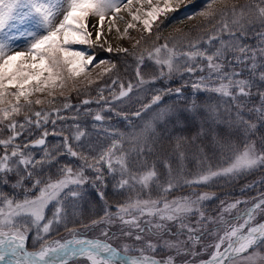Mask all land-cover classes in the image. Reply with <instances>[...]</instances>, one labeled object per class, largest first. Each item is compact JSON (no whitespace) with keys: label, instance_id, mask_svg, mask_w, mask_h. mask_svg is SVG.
<instances>
[{"label":"snow or ice","instance_id":"obj_1","mask_svg":"<svg viewBox=\"0 0 264 264\" xmlns=\"http://www.w3.org/2000/svg\"><path fill=\"white\" fill-rule=\"evenodd\" d=\"M217 3L224 7L215 8ZM181 6L187 7L185 0H0V134L10 133L6 138L0 135V183L8 185L14 179L13 188L24 193L17 199L0 192V264H76L77 260L84 264H197L195 257L200 253L196 246L205 234L213 233L218 236L212 245L214 251L210 259L199 264H236L241 259L244 264H264V222L252 223L258 212L264 213V195L245 210L243 223L233 225L223 220V213L248 201L227 205L217 220L204 210V203L214 199L215 194L197 191L217 179L264 167V0H249L243 5L211 0L208 9L199 13L210 23L215 21L206 39L174 37L171 45L166 41L138 54L129 53L125 47L115 48L117 53L134 56L139 87L181 78L180 87L161 89L150 104L142 105L143 111L158 105L165 94L183 96L186 87L193 94L211 93L205 101L192 100L160 109L138 131L125 133L104 127L101 131L108 142L103 145L93 144L80 123L72 126L74 131L67 129L68 135L64 134L67 126L57 130V120L66 119L59 109L36 111L25 116L23 122L14 119L22 108L46 103L32 100L34 93L47 90L54 97L58 89L75 87L70 82L95 56H86L69 45L99 41L105 32L106 17H110L109 33L114 27L116 33L121 32L116 21L125 20L121 12L126 11L131 19L125 21V35L137 22L151 35L155 21L179 11ZM89 16L98 18L92 32L87 30ZM25 25L35 30H21ZM249 30L257 44L245 42ZM93 32L96 39L90 40ZM19 37L26 38V51H13ZM139 45L137 40L134 47ZM106 51H113L111 44ZM146 59L152 64L147 65ZM100 63L104 61L95 66ZM150 67L154 71H149ZM116 70L113 63L106 72ZM111 85L119 87L118 94L108 87L109 99L104 95L105 88H100L95 101L108 112L115 110L116 101L130 99L134 87L131 82L125 86L118 76ZM82 103L89 105L93 101L85 99ZM53 113L56 118L50 119ZM133 115L141 117V110ZM187 117L197 122L194 131L188 128ZM93 119L106 123L101 111ZM49 123L51 133L46 127ZM165 123L172 124L173 132L161 128ZM37 129L41 132L39 138L17 142L25 133ZM185 131L189 134L185 135ZM49 135L61 139L49 144ZM236 141L242 148L236 147ZM36 148L40 149L39 156L34 154ZM217 153L227 159L224 165L213 167L207 161ZM61 157L81 163L74 168L62 162ZM193 162L197 166L194 174L187 168ZM106 173L118 177L116 188L126 200L116 205L114 213L105 210L103 217L81 223V227L90 231L103 224L101 235L107 238L109 228L115 226L120 235L132 239L138 247L127 243L114 246L69 227L65 201L80 199L86 184L106 186ZM184 189L191 191L176 194ZM31 192L36 194L29 195ZM98 195L104 198L102 191ZM54 202L58 206L48 219L46 210ZM58 225L69 235L53 241L49 237ZM32 226L36 229L34 251L27 247ZM220 227L226 229L223 234ZM161 249L164 255L157 258Z\"/></svg>","mask_w":264,"mask_h":264},{"label":"trees","instance_id":"obj_2","mask_svg":"<svg viewBox=\"0 0 264 264\" xmlns=\"http://www.w3.org/2000/svg\"><path fill=\"white\" fill-rule=\"evenodd\" d=\"M230 2H237L240 5H243L249 0H230ZM211 3V0H189V4L191 6L192 11L194 12L191 20H185L184 18H172L173 15L179 14L177 12L174 13H169L167 17L165 18L164 16H161L160 19L155 23L154 27L152 28V33L151 35L149 33L142 34L139 38L140 40V45L132 47L129 49V53H140L144 51L145 48L151 49L154 45L159 46L160 44L164 42H169L170 45L173 43L172 38H177L178 40L181 39L184 36H188L192 39H196L198 37H203L206 39L207 34L213 30V22H209V20L201 17L199 15L200 12L207 10L208 5ZM215 8H223L224 5L222 3H217L214 5ZM162 21V22H161ZM159 27V31H157V28ZM159 36L160 38L157 39L156 37ZM225 38L227 39V35L225 34ZM246 43L252 44L256 43V39L254 37V34L252 33V30H249V34L245 40ZM184 43H187L184 41ZM97 54H105L114 64L117 65V70L114 72H109L106 75L102 77L100 80L91 83L89 86L86 88H83L81 90H78L76 92H72L70 96L67 98H63L60 96H56L51 99L52 103H47L45 106L41 105H36L33 104L31 108L25 107L22 108L21 113L17 116H15V120L18 122H23L25 119V116H32V114L36 111H52L53 109H59L60 110V115L65 117L66 119L75 117L73 120L75 123L78 122H85L87 118L82 119V116H79L77 111H72L74 108L78 107L79 103L82 102L84 99H96L98 97V93L100 88H105L104 95L106 98L111 99L110 93L108 91V87L113 88V91L116 92L119 87L118 86H113L111 85V80L116 78L117 76L119 77L120 81L127 86L128 82H131L132 84H136L137 80L135 77L134 69L136 67L135 63V58L132 55L126 54V53H109L103 50L102 48L98 50ZM145 63L147 65H151L152 62L148 61L146 59ZM149 71H154L153 68H149ZM165 87H170V88H176L181 86V78L179 76L174 77L171 81L170 84L165 85ZM154 95V92L152 90L146 91V94L141 100H138L135 102V105L137 107H141L144 104H149L151 102V98ZM211 93H196L193 94V91L190 87L184 88L183 96L177 98L174 94L168 95L165 94L163 95L162 99L160 102H158V105H152L151 108H149L147 111L141 110V117H135L132 118L130 121H125L123 116L125 114H128L127 111H130L132 108H135L134 104H122L116 102V108L112 112H104L103 115L106 116V120L114 122V129H119L118 131L120 132H125V133H130L134 130L138 131L140 127L147 122L151 118L152 115L155 114L156 111H159L160 109L172 106V105H177L183 103H190L192 100H196L197 103H200L202 101L207 100L209 97H211ZM213 102L215 101V98H213ZM221 104L223 102L221 101ZM65 105H70L71 107H68L66 110L63 108ZM99 107H101L99 105ZM63 109V110H62ZM62 110V111H61ZM120 112V115H117L116 113ZM53 114L50 119H55L56 117ZM92 115V114H90ZM80 120V121H79ZM188 120V128L192 131L195 130L197 122L192 120L190 117H187ZM63 121L57 120L56 123V129L59 130L62 128L61 124ZM7 123V121H5ZM61 123V124H60ZM48 128L52 127L51 123H49ZM73 126V125H72ZM70 126V129L74 131V128ZM161 128L163 130H167L169 133L173 132V126L171 123H165L161 125ZM52 129V128H51ZM10 133L5 131L3 132L2 135L3 138H6ZM65 135H68L69 132L68 130H65ZM185 135H188L189 132L185 131ZM41 135L40 130H35L31 134L25 133L22 135L19 140L17 141L18 143L23 144L26 140H33ZM49 144H54L60 141L59 136H53L49 135ZM58 140V141H56ZM98 138H94L91 141L97 143ZM100 142H106L108 141L106 139L99 138ZM127 147V145H126ZM236 147L237 148H242V145L240 144L239 141H236ZM2 151V149H0ZM36 153L35 155L39 156V152L37 150H34ZM211 155V153H209ZM68 161H67V160ZM227 156L226 155H221L219 153L216 154V156L207 161V163H210L213 167L221 166L224 165L226 162ZM61 161L65 163H70L71 166L74 168H77L79 164L81 163L79 160H76L71 157H61ZM187 168L193 172V174L197 170L196 164L193 162L191 164L187 165ZM53 172L56 171L55 167L52 169ZM258 175L257 173L251 172V174L246 175V178H241V176L237 179H234L233 183L228 182L226 179H217L214 182H212L208 187H202L203 190H207L211 193L217 194L219 196V200L221 201L225 194L229 193V189H232L233 194L238 195L236 191H234L233 187H238L242 188L246 183L252 181L257 178ZM107 184L106 186L103 187V193H104V198H100L97 196V192L95 191H89L83 190V195L80 199H78V205L80 206L79 208L73 209V213L67 210L68 216L66 217V220L69 222V227H77L79 228L81 226V223H87L92 219H97L103 215L102 208L104 205H114V204H120L123 203L126 200V197L121 195L118 189H115L116 187V182L117 178H111L107 177ZM14 179L8 184L4 185L3 183H0V192H4L6 194H11L17 199L22 198L24 195L23 191L21 189H14L13 188V183ZM251 182V183H252ZM230 186V187H229ZM233 186V187H232ZM229 187V189H228ZM257 191H253V193L249 194V198H254V197H259L261 195H264V184L260 188H255ZM237 190V189H235ZM190 189H184L182 192H177V195L180 194H187ZM29 193V195H31ZM103 200V201H102ZM101 201V202H100ZM217 202V201H215ZM77 204V203H76ZM69 208V205L67 206ZM76 212L78 214L76 215ZM68 232L63 228L62 225H58L54 228L53 232L51 233L52 237H57V236H62V235H67ZM35 243L30 239L29 240V246L33 247Z\"/></svg>","mask_w":264,"mask_h":264},{"label":"rangeland","instance_id":"obj_3","mask_svg":"<svg viewBox=\"0 0 264 264\" xmlns=\"http://www.w3.org/2000/svg\"><path fill=\"white\" fill-rule=\"evenodd\" d=\"M196 1H199V0H196ZM161 2H162V0H161ZM153 3H156V0H153ZM185 3L188 6V0H185ZM138 6L139 5H136V7H138ZM145 7L147 8V6H145ZM181 7H184V6H181ZM121 15H123L125 17V20H117L116 21V27H119L121 29V32L119 33V35H121V37L120 38L116 37V34H118L116 32H115L116 34L114 33L115 35L113 34V35H109L108 36V37H112V39H118L119 40V42L113 43L114 44L112 46L113 51L111 53H117L115 51V48L118 47V46L130 49L132 47V45L136 44V41L139 40V38H140V36L142 34L148 33L147 31L144 30L143 25L141 23L137 22L136 27L132 28V29H129L128 33L125 35L124 32H123V29L126 27L125 21H128L131 18L127 14L126 11H122ZM95 18H97V17H95ZM89 19L87 20V24H88V29L87 30L92 32L93 31L92 25L94 23H97L98 18H97V21L96 20H92V19L89 20ZM109 19H110V17H106L105 18V24H104L105 32H104V35L101 36L100 40L95 43L96 45H99V46L103 45L104 46L103 48L105 50H106V47H107L106 46L107 38H108L107 37V35H108L107 28H108V20ZM157 21H155L153 23L152 28L154 27V25H155V23ZM21 30H35V29H32L31 25H25V26H21ZM113 30L115 31V27L113 28ZM40 31H43V30L41 29ZM95 39H96V32H93V35L90 38V40H95ZM103 42L105 44H103ZM257 43H258V41L256 40V43H252V44H257ZM26 44H27L26 38H23V37L17 38L14 41L13 51H26ZM110 44H112V43H110ZM69 47L72 50L84 51L86 56L87 55H94L95 59L92 61L91 64H89L87 66L86 69H84L82 74L79 77H77L74 82H70V84L74 83L75 87H71L70 86V87H67V88H65L63 90H59L58 89L55 92L54 97L60 96V97H63V98H67L68 96H70V94H72V92H76L78 90L86 88L91 83H94V82L100 80L102 77L107 76L106 74L109 73V72H106V70L109 69L111 67V65L114 63V62H112L110 59H108L106 57H99V56L95 55L93 52H91V50L89 49L87 44H74V45H69ZM99 61H104V63H100L99 67H96L95 65ZM244 74H245V76H247V72H245ZM163 84L168 85V84H170V81H168V80H164V81L157 80L154 84L150 83V84H146V85H144L142 87L137 86V83L133 84L134 87H133V92L130 93V99L129 98H125L123 103L126 104V105H129V104L132 103V104L135 105L136 101L141 100L144 97V95L146 94V91L152 90L154 92V94H155V93H158L161 89L166 88ZM119 90L120 89H118L115 93L118 94ZM61 93H63V94H61ZM54 97L53 96H49L48 95V91L45 90V92H43V93H34L33 96L31 97V99L32 100H36V99L44 100V101H46V103L41 104V106H45V105H47V101L51 100ZM97 99L98 98L91 100V101H93V103H91L89 105H84L81 102V103H79L78 107L74 108L72 111H77L79 116H82V119L87 118L88 116H90V114H93V113L95 114L97 111H101V114H104V112H106L107 110H106V108L105 109H101V107H99V104L95 103V101ZM88 100H90V99H88ZM253 100H255L256 103H259V101L256 99L255 96L253 97ZM116 102L119 103V101H116ZM23 103L24 102L21 101V104H23ZM67 108L64 107L63 109L66 110ZM140 109L142 110V106L141 107H137V105H135V108H132L130 111H127L129 113L127 117H128V119L130 118L129 121L132 118L135 117L133 115V113L135 111H137V110H140ZM50 112H52V111H50ZM53 114H55V113H53ZM75 117H72V118H69V119H65L62 122V124L60 123L61 126L62 127H66L67 126L66 130L69 129L70 126L75 124V121L73 120ZM90 119L91 120H89L88 122H81L80 120H79L80 122H78V123L81 124L82 128L86 129L89 132L90 139L97 138L98 135L100 136V138L106 139V137L104 136L103 132L101 131V129L104 128V127H107L110 130H119V129H114L115 126H114V122H112V121H108L107 120L108 122H110L109 124H105V123L104 124H100V123H98L96 121L92 122V120H94L93 117L90 118ZM46 127H47V130L51 133V131H52L51 128L52 127H50V128H48V126H46ZM56 141H58V140H56ZM107 142L108 141L103 142V144H105ZM37 152H39V154H40V149H38ZM35 153L36 152L34 151V154ZM252 171H253V173H257V175H258V177L255 178L253 180V182L250 181V182L246 183V185H244L242 188H239V189H238V187H233L232 186L234 191H236L238 195L233 194L232 189H229V187H230L229 186L228 187V189H229L228 192L229 193L225 194L224 198L221 201L219 200V196L217 194H215V198L214 199L206 201L204 203V210L206 212V215H208L210 217H216L217 220H219V218L221 216V213L223 211V208L226 207L227 205L235 203L236 201H248L247 204H244V203L238 204L237 208L232 209L229 212L223 213V220L224 221H228V222H230L233 225L237 224V223H243V219L241 218V217H243V213L254 202L253 201L254 199H252V198L250 199L249 198V194L253 193V191H257L255 188H260L264 184V167H258L256 169H253V170H251L249 172H246V173H244L242 175L226 179V180H228V182L230 184V183L234 182V179H236V178L238 179L240 176H241V178H246V175L251 174ZM107 177L113 178L112 175L106 173V178ZM117 179H118V177H117ZM84 187L89 189V191H95L98 194L101 191L103 192V187L104 186L98 188V187H96L94 185L86 184V185H84ZM84 187H83V189H84ZM115 189H117V188L115 187ZM235 189H237V190H235ZM197 191H207V190H203L202 188H199V189H197ZM35 194H36L35 192H32L31 195H35ZM215 201H217V202H215ZM68 205H69V208H67ZM57 206L58 205H56L55 202L53 204L49 205L48 209L46 210V218L50 219L52 217V214H53V212L55 210V207H57ZM77 207L78 208L80 207L78 205V200H74V201H67L66 200L65 201V211L69 210L70 212L73 213V209H75ZM105 210H108L109 212L114 213L116 211V204H114V205H104V207L102 208L103 215L101 217L104 216ZM77 214H78V212H76V215ZM101 217H99L97 219H100ZM263 220H264V213L258 212L256 214L255 219H254V221L252 223L253 224L260 223ZM90 221L87 222V223H90ZM87 223H84V224H87ZM104 227L105 226L102 224L99 227H97V228H95L93 230H90V231L89 230H85L81 226L78 229H79L80 232H84L85 235H87L90 238H99L101 240H107V242L113 244L114 246H122L125 243H127L129 245H133L134 248L139 246V245L135 244L132 239H129V238H126L123 235H120V233L118 231V228L115 227V226L109 228V237H107V238L103 237L101 235V229H103ZM211 227L212 228H216L217 225H212ZM225 230L226 229L224 227H220V234H223V232ZM245 231H246V229H245ZM28 237L34 243H36V229H35L34 226L31 227V231L29 232ZM49 238H53V237L50 235ZM217 239H218V236L215 233H213V234H205L203 236V239L201 240V243L196 246V250L200 253V255L195 257L196 262L201 261V260H205V259L209 258L212 255V253L214 251V248L212 247V245H214L217 242ZM205 248H206V250H204ZM132 254L135 255L136 254L135 251ZM163 255H164V251H163V249H161L160 253L157 254V258H160ZM76 264H84V262L82 260H77ZM236 264H244V261L242 259L241 260H237Z\"/></svg>","mask_w":264,"mask_h":264},{"label":"bare ground","instance_id":"obj_4","mask_svg":"<svg viewBox=\"0 0 264 264\" xmlns=\"http://www.w3.org/2000/svg\"><path fill=\"white\" fill-rule=\"evenodd\" d=\"M190 6H187V7H181L180 8V10L179 11H176L177 13H179V14H175V15H173L172 16V18H184L185 20H191V18H192V16L193 15H191L192 14V9L191 8H189ZM189 17H191V18H189ZM92 19V20H96L97 21V19L95 18V17H93V16H89L88 17V19ZM89 19V20H90ZM108 19V18H107ZM116 31H114V30H112V32L111 33H109L108 32V35H107V37L109 36V35H113L114 33H115ZM116 34V33H115ZM114 34V35H115ZM116 37H121V35H119V34H116ZM105 42V41H104ZM103 42V44H105ZM117 42H119V40L118 39H112V37H108L107 38V44H106V46H108V44H110V43H112L111 44V46H113L114 44L113 43H117ZM92 48H90V50H91V52H93L95 55H96V53L98 52V50H100L102 47H100L99 45H96V44H92ZM107 48V47H106ZM103 50H105L104 48H102ZM97 196L99 197V195L97 194ZM217 205V204H216ZM82 234H84L85 235V233L84 232H81Z\"/></svg>","mask_w":264,"mask_h":264},{"label":"water","instance_id":"obj_5","mask_svg":"<svg viewBox=\"0 0 264 264\" xmlns=\"http://www.w3.org/2000/svg\"><path fill=\"white\" fill-rule=\"evenodd\" d=\"M10 259V258H9Z\"/></svg>","mask_w":264,"mask_h":264}]
</instances>
